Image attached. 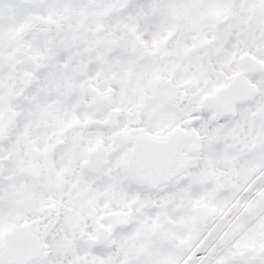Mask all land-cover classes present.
Returning <instances> with one entry per match:
<instances>
[{
	"label": "snow or ice",
	"instance_id": "snow-or-ice-1",
	"mask_svg": "<svg viewBox=\"0 0 264 264\" xmlns=\"http://www.w3.org/2000/svg\"><path fill=\"white\" fill-rule=\"evenodd\" d=\"M0 264H264V0H0Z\"/></svg>",
	"mask_w": 264,
	"mask_h": 264
}]
</instances>
